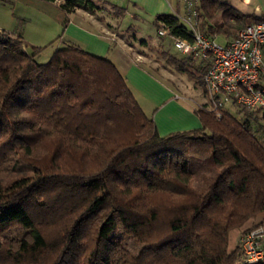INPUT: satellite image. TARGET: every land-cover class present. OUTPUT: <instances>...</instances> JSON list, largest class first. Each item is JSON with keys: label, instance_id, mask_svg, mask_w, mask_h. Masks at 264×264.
<instances>
[{"label": "trees", "instance_id": "1", "mask_svg": "<svg viewBox=\"0 0 264 264\" xmlns=\"http://www.w3.org/2000/svg\"><path fill=\"white\" fill-rule=\"evenodd\" d=\"M39 1L65 18L125 15L104 0ZM225 11L235 24L208 34L264 23ZM154 24L189 38L177 16ZM42 51L0 30V264L244 263L229 238L264 214V112L228 106L218 119L201 105L200 130L162 136L111 60L67 46L40 63ZM163 53L193 75L192 59Z\"/></svg>", "mask_w": 264, "mask_h": 264}, {"label": "crops", "instance_id": "2", "mask_svg": "<svg viewBox=\"0 0 264 264\" xmlns=\"http://www.w3.org/2000/svg\"><path fill=\"white\" fill-rule=\"evenodd\" d=\"M104 1L124 9V17L135 22L154 23L156 17L160 15H174L181 18L187 12V0ZM227 1L230 6L229 9L236 13L264 18V0ZM201 2L202 0L198 5L199 19H197V24L208 33L213 22L209 20L208 16H204L202 11L200 12ZM58 5L59 1L49 4L39 0H0V30L14 35H22L24 40L34 46L36 42L38 44L41 42L59 43L58 49L67 46H79L92 55L108 58L126 78L140 106L147 116L153 117L162 136L174 132L201 129V122L195 113L200 105H194L185 100L173 87L163 85L152 77V74L149 75L145 71L143 64L138 60L140 56L134 52L136 46L130 43L126 37L122 38L119 33L122 31L120 29L122 28L121 21L116 20L119 24V30L112 29L111 25L106 28L107 34H104L106 30H102L96 20L100 13L90 14L79 9L65 18ZM228 19L234 22L233 17L228 16ZM65 20L66 23L64 24ZM29 23L33 26L36 25V27L28 30ZM230 32L232 31L229 30ZM117 36H120L119 39ZM217 37L218 40L222 38L223 42L226 43L233 36L220 33ZM142 47L150 48L149 43L145 46L142 45ZM202 103L206 105L207 100ZM255 223H262L264 227V214L258 216L245 228L235 230L230 234L229 250L231 252L240 248L241 236L248 227Z\"/></svg>", "mask_w": 264, "mask_h": 264}, {"label": "built area", "instance_id": "3", "mask_svg": "<svg viewBox=\"0 0 264 264\" xmlns=\"http://www.w3.org/2000/svg\"><path fill=\"white\" fill-rule=\"evenodd\" d=\"M200 0H187L181 21L188 28V39L174 38L175 48L186 58L205 66L207 109L220 119L228 106L264 112V23L240 30L226 43L208 35L198 26ZM159 37H168L162 26ZM264 227L244 233L240 248L246 264L264 263Z\"/></svg>", "mask_w": 264, "mask_h": 264}, {"label": "rangeland", "instance_id": "4", "mask_svg": "<svg viewBox=\"0 0 264 264\" xmlns=\"http://www.w3.org/2000/svg\"><path fill=\"white\" fill-rule=\"evenodd\" d=\"M219 1L224 4L222 5L223 7H212L211 14L208 17L209 20H211V22H224L225 24H227V26L235 24L228 19V16L226 17L225 14H223L225 9H229L230 7L228 5V1ZM197 19H199V16L197 17ZM96 20L98 26L100 25L102 30H106V28L111 25L112 29L119 30L118 22L106 12H101L99 15H97ZM120 21L122 25V28H120L122 31H119V33L122 35L121 37H126L130 43L136 46L134 52L140 56V59L138 58V60H140V62L143 64V67L146 69L145 71L149 73V75L152 74V77L157 79L163 85L173 87L179 95H181L185 100H188L194 105L199 104L201 106L203 104L202 102L207 100L205 87H203V73L200 70V67L197 68V65L195 66V62L193 61L190 65H192V68L195 67L196 69L192 71V75L188 71H181L180 68L173 65L172 62L164 55L163 52L168 51L172 56L178 59L184 58L183 55L175 48L174 41L171 38L159 37L157 32L158 29L153 22H135L125 17ZM29 26L30 27H28V30H30L32 27H36V25L33 26V24L31 25V23H29ZM128 28H132V30H129ZM106 32L107 30L104 34H107ZM235 36L236 35H234L233 37ZM118 37L120 36H117V38ZM142 41H146L147 43H149L150 48L142 47ZM218 41L220 43H224L222 38H219ZM34 44L35 46L33 44L31 45L34 47L39 46V48L43 49V51L41 52V56L38 59L40 63L48 62L51 55L58 49L57 47L59 45V43L50 44L49 42H41L40 44L36 42ZM233 113L237 114L235 111Z\"/></svg>", "mask_w": 264, "mask_h": 264}, {"label": "water", "instance_id": "5", "mask_svg": "<svg viewBox=\"0 0 264 264\" xmlns=\"http://www.w3.org/2000/svg\"><path fill=\"white\" fill-rule=\"evenodd\" d=\"M242 264H246V263L244 262V263H242Z\"/></svg>", "mask_w": 264, "mask_h": 264}]
</instances>
